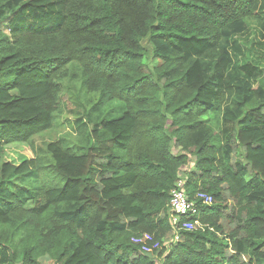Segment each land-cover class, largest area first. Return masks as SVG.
<instances>
[{"label": "trees", "instance_id": "obj_1", "mask_svg": "<svg viewBox=\"0 0 264 264\" xmlns=\"http://www.w3.org/2000/svg\"><path fill=\"white\" fill-rule=\"evenodd\" d=\"M256 1L0 0V264H264V34L260 56L239 42L264 31ZM64 107L92 128L38 167ZM179 178L212 203L170 244Z\"/></svg>", "mask_w": 264, "mask_h": 264}, {"label": "rangeland", "instance_id": "obj_2", "mask_svg": "<svg viewBox=\"0 0 264 264\" xmlns=\"http://www.w3.org/2000/svg\"><path fill=\"white\" fill-rule=\"evenodd\" d=\"M256 11L259 13L260 17L264 16V0H257L255 5ZM11 20V17L3 22L0 25V30L5 32L6 34L9 33V22ZM263 34L264 31L260 27H252L246 37L245 34L242 35V37L239 39V42L241 45H250V50L254 52H258V56L261 55V49L255 45L254 39L259 42L263 43ZM244 53L241 54V56ZM245 55V54H244ZM242 60V59H241ZM239 61V60H238ZM70 74L71 78L76 75L78 72L74 67H70ZM76 79H73V81L70 83L71 88L74 87L75 90H73L72 93H76L77 84L78 81ZM63 92L68 93L71 95V91L68 88H63ZM92 101V100H91ZM82 103V101H81ZM88 103V102H87ZM88 108L92 105V103H88ZM76 109H70V108H62V112L59 115H55L54 117V125L53 128L49 131H46L44 133H41L30 141L32 145V150L34 153V157H36V165L38 167L47 165L49 155L46 152V147L48 143L60 141L64 145L70 147L73 150L80 149L84 145V140H86L87 131H89L92 128V125H85V126H77L75 117ZM83 128V129H82ZM79 152V151H76ZM192 167V166H191ZM166 242H170V239H167ZM169 249V245H167V250ZM163 257V256H162ZM157 260V264H160V261L162 258H154Z\"/></svg>", "mask_w": 264, "mask_h": 264}, {"label": "built area", "instance_id": "obj_3", "mask_svg": "<svg viewBox=\"0 0 264 264\" xmlns=\"http://www.w3.org/2000/svg\"><path fill=\"white\" fill-rule=\"evenodd\" d=\"M184 185L185 178H179L169 194L167 205L169 210L168 224L171 225L175 231L172 237L169 238L170 244L179 242L178 230L193 231L197 228H201L198 220L199 208L196 205L197 200H201L202 205L205 206H210L212 203V198L210 196L201 193H196L194 199L190 200L187 197ZM184 219L185 221H182ZM130 240L133 244L137 245L144 254L154 255L161 249V244L155 241L152 235L147 233L132 237Z\"/></svg>", "mask_w": 264, "mask_h": 264}]
</instances>
